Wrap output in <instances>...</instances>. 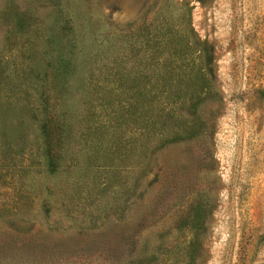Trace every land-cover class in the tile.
Returning a JSON list of instances; mask_svg holds the SVG:
<instances>
[{
	"label": "rangeland",
	"instance_id": "374dc122",
	"mask_svg": "<svg viewBox=\"0 0 264 264\" xmlns=\"http://www.w3.org/2000/svg\"><path fill=\"white\" fill-rule=\"evenodd\" d=\"M0 264H264V0H0Z\"/></svg>",
	"mask_w": 264,
	"mask_h": 264
},
{
	"label": "trees",
	"instance_id": "16d2710c",
	"mask_svg": "<svg viewBox=\"0 0 264 264\" xmlns=\"http://www.w3.org/2000/svg\"><path fill=\"white\" fill-rule=\"evenodd\" d=\"M207 92H208L207 87H204L203 90H202V93L205 94ZM198 97H199V95H198ZM196 117L198 118V119L197 118L196 119L199 120L200 128H199V130L197 129V131L194 132L193 134H191L189 137H196L199 143H201V144H205V143L208 144L207 143L208 142V133H210V131L212 129H210V125L208 124V121H207L206 118L199 117V115L196 116ZM43 129H44V133L47 134V132L45 131V127L42 128V131H43ZM46 130L49 131V127L48 126H46ZM48 156H49V162H48V164L50 163V165H52L53 162L55 163V161L53 160L51 154H49ZM167 193H168V189L166 188L165 189V192H164V195L165 194L167 195Z\"/></svg>",
	"mask_w": 264,
	"mask_h": 264
}]
</instances>
